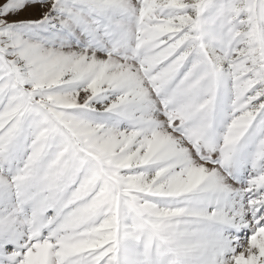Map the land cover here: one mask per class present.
Here are the masks:
<instances>
[{
	"label": "snow or ice",
	"instance_id": "obj_1",
	"mask_svg": "<svg viewBox=\"0 0 264 264\" xmlns=\"http://www.w3.org/2000/svg\"><path fill=\"white\" fill-rule=\"evenodd\" d=\"M0 264H264V0H0Z\"/></svg>",
	"mask_w": 264,
	"mask_h": 264
}]
</instances>
